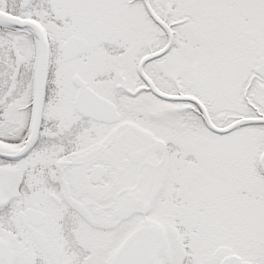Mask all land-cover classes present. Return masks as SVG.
I'll return each mask as SVG.
<instances>
[{"label":"snow or ice","instance_id":"obj_1","mask_svg":"<svg viewBox=\"0 0 264 264\" xmlns=\"http://www.w3.org/2000/svg\"><path fill=\"white\" fill-rule=\"evenodd\" d=\"M0 264H264V0H0Z\"/></svg>","mask_w":264,"mask_h":264}]
</instances>
